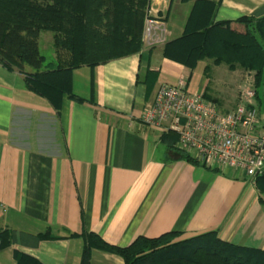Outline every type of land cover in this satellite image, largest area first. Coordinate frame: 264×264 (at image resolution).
I'll list each match as a JSON object with an SVG mask.
<instances>
[{"label": "crops", "instance_id": "crops-1", "mask_svg": "<svg viewBox=\"0 0 264 264\" xmlns=\"http://www.w3.org/2000/svg\"><path fill=\"white\" fill-rule=\"evenodd\" d=\"M195 1L149 0L148 16L162 22L168 41L183 33ZM210 1L213 21L264 15V0ZM163 45L143 42L138 53L74 69L72 91L83 101L64 95L58 110L27 88L24 73L0 63V231L9 233L0 264H79L82 232L126 246L139 235L216 230L233 244L264 249L257 177L174 158L161 131L140 122L158 85L180 76L189 91L208 94L223 109L209 87L210 70L223 63L198 61L202 81L192 87V70L164 57ZM225 67L236 76L241 70ZM253 87L258 126L255 77ZM46 231L50 237L40 239ZM89 264L123 260L91 248Z\"/></svg>", "mask_w": 264, "mask_h": 264}, {"label": "trees", "instance_id": "trees-1", "mask_svg": "<svg viewBox=\"0 0 264 264\" xmlns=\"http://www.w3.org/2000/svg\"><path fill=\"white\" fill-rule=\"evenodd\" d=\"M148 5L149 0H0V63L24 73L27 88L56 110L64 95L83 101L72 91L73 70L140 52ZM215 7L213 1L196 0L183 33L164 43L163 56L189 69L200 60L248 69L259 86L264 15L241 16L232 23L213 21ZM44 31L52 33L55 53L48 62L39 49ZM208 71L205 66L204 74ZM160 139L174 158L194 162L174 146V133H162ZM256 187L264 203V173L256 178ZM79 236L84 242L79 264H89L91 248L117 254L123 264H264V249L233 244L216 230L187 238L178 231L139 235L126 246L108 243L95 232ZM49 237L46 231L39 238ZM8 238L7 230L0 231V247Z\"/></svg>", "mask_w": 264, "mask_h": 264}, {"label": "built area", "instance_id": "built-area-1", "mask_svg": "<svg viewBox=\"0 0 264 264\" xmlns=\"http://www.w3.org/2000/svg\"><path fill=\"white\" fill-rule=\"evenodd\" d=\"M148 8L142 43L164 44L166 29L149 18ZM253 82L254 72L247 70L237 103L227 111L203 94L189 91L184 76L173 83L162 82L153 101L144 106L140 122L161 133H174V146L194 162L209 169L241 171L253 181L264 173V133L257 126Z\"/></svg>", "mask_w": 264, "mask_h": 264}, {"label": "rangeland", "instance_id": "rangeland-1", "mask_svg": "<svg viewBox=\"0 0 264 264\" xmlns=\"http://www.w3.org/2000/svg\"><path fill=\"white\" fill-rule=\"evenodd\" d=\"M52 33L50 31H44L41 33L39 38V49L42 55H44L46 62L51 61L53 59V56H55L54 53V47L51 41ZM50 37V40L48 41L47 38ZM54 54V55H53ZM240 69V68H239ZM238 69V70H239ZM191 86L199 88L201 85V76H202V69L201 66L196 65L191 69ZM248 69H241L238 71L237 76L231 75L229 73V70L225 65H220L219 67H212V70L209 72V78H212L209 87L215 88L217 93L215 95L219 96L220 103L223 105L222 111L225 109H228L226 107H233L234 106V95L236 94V85L241 83L242 78H244V75L246 74V71ZM251 71V70H248ZM254 72V71H251ZM264 72L262 74L261 84L258 86L259 96H260V105H259V123L258 127L260 132L264 133ZM80 83H77L79 85ZM239 91V90H238ZM238 96V94H237ZM256 105V103H255ZM257 107V106H256ZM232 109V108H230ZM228 109V110H230Z\"/></svg>", "mask_w": 264, "mask_h": 264}]
</instances>
